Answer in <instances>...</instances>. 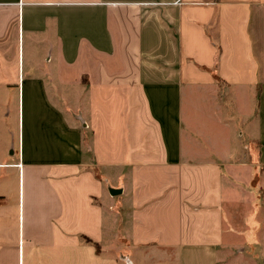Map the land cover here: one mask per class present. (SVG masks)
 <instances>
[{
	"label": "crops",
	"instance_id": "0c3cea01",
	"mask_svg": "<svg viewBox=\"0 0 264 264\" xmlns=\"http://www.w3.org/2000/svg\"><path fill=\"white\" fill-rule=\"evenodd\" d=\"M257 166L264 0H0V264H226Z\"/></svg>",
	"mask_w": 264,
	"mask_h": 264
},
{
	"label": "rangeland",
	"instance_id": "374dc122",
	"mask_svg": "<svg viewBox=\"0 0 264 264\" xmlns=\"http://www.w3.org/2000/svg\"><path fill=\"white\" fill-rule=\"evenodd\" d=\"M241 120L239 117V121ZM259 170L257 166L252 176L253 181L251 184L248 181L245 184V189L249 192L247 209L241 212L242 221L236 225V229L240 231L247 226V232L251 235L247 240L239 239V242L227 251L226 264H264V176H259ZM219 262L225 264L223 253Z\"/></svg>",
	"mask_w": 264,
	"mask_h": 264
},
{
	"label": "water",
	"instance_id": "95a60500",
	"mask_svg": "<svg viewBox=\"0 0 264 264\" xmlns=\"http://www.w3.org/2000/svg\"><path fill=\"white\" fill-rule=\"evenodd\" d=\"M108 191L113 196L116 195V194H119L121 192L120 189H115V188H110V187H109Z\"/></svg>",
	"mask_w": 264,
	"mask_h": 264
},
{
	"label": "trees",
	"instance_id": "16d2710c",
	"mask_svg": "<svg viewBox=\"0 0 264 264\" xmlns=\"http://www.w3.org/2000/svg\"><path fill=\"white\" fill-rule=\"evenodd\" d=\"M85 241L88 242V243H92V244L94 245L96 251H99V247H98L97 244L93 243L90 239H88V238H86V237H85Z\"/></svg>",
	"mask_w": 264,
	"mask_h": 264
}]
</instances>
